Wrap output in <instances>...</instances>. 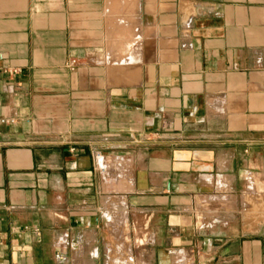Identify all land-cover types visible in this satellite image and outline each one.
I'll use <instances>...</instances> for the list:
<instances>
[{
  "label": "crops",
  "instance_id": "obj_1",
  "mask_svg": "<svg viewBox=\"0 0 264 264\" xmlns=\"http://www.w3.org/2000/svg\"><path fill=\"white\" fill-rule=\"evenodd\" d=\"M0 56V264H264V0H0Z\"/></svg>",
  "mask_w": 264,
  "mask_h": 264
},
{
  "label": "built area",
  "instance_id": "obj_2",
  "mask_svg": "<svg viewBox=\"0 0 264 264\" xmlns=\"http://www.w3.org/2000/svg\"><path fill=\"white\" fill-rule=\"evenodd\" d=\"M2 60V57L0 56V61ZM75 62H73L71 65H74ZM19 73L17 70H11L8 68L0 67V77L3 75H8V76H16ZM73 152V150H71ZM93 160H95V164L97 166V169L100 173L106 174L109 169L113 168L114 163L111 159H107L102 157L99 153H94L93 155Z\"/></svg>",
  "mask_w": 264,
  "mask_h": 264
},
{
  "label": "bare ground",
  "instance_id": "obj_3",
  "mask_svg": "<svg viewBox=\"0 0 264 264\" xmlns=\"http://www.w3.org/2000/svg\"><path fill=\"white\" fill-rule=\"evenodd\" d=\"M136 9V8H135ZM132 11H134V10H132ZM137 11V10H136ZM107 13H109V12H107ZM138 14V13H137ZM136 16V15H135ZM124 18H126L127 19V17H124ZM133 19V18H132ZM117 20H119V19H117ZM118 23H120V22H118ZM119 27V26H118ZM128 27H129V25H128ZM110 29V28H109ZM114 31V30H113ZM125 31V30H124ZM129 31V30H128ZM119 33V32H118ZM127 33V32H126ZM129 33V32H128ZM112 34H114V33H112ZM117 35V34H116ZM119 35V34H118ZM123 36V35H122ZM127 47V46H126ZM126 52V51H125ZM139 53V52H138ZM135 56V55H134Z\"/></svg>",
  "mask_w": 264,
  "mask_h": 264
},
{
  "label": "rangeland",
  "instance_id": "obj_4",
  "mask_svg": "<svg viewBox=\"0 0 264 264\" xmlns=\"http://www.w3.org/2000/svg\"><path fill=\"white\" fill-rule=\"evenodd\" d=\"M258 181H263L264 182V178H262V177H259L258 179H257ZM262 218L264 219V215L262 216ZM262 223H264V221H262Z\"/></svg>",
  "mask_w": 264,
  "mask_h": 264
}]
</instances>
